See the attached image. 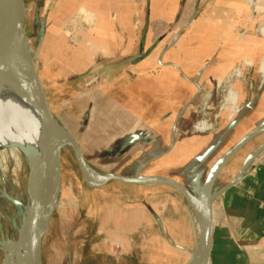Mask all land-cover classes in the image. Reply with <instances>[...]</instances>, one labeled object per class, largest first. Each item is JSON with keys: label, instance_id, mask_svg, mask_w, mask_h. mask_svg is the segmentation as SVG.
Listing matches in <instances>:
<instances>
[{"label": "crops", "instance_id": "1", "mask_svg": "<svg viewBox=\"0 0 264 264\" xmlns=\"http://www.w3.org/2000/svg\"><path fill=\"white\" fill-rule=\"evenodd\" d=\"M257 2L150 0L148 13L147 0H79L63 26H59L63 20L47 21L41 29V47L56 54L61 76L51 85L40 77L46 90H54L60 107L69 108L68 124L56 114L47 93L54 115L77 141L90 167L102 174L133 177L139 172L146 177H166L199 193L216 163L248 133L264 124V107H258L264 103V91L249 99L246 83L241 82L237 87L240 94L234 91L238 94L237 106L242 104V108L220 133L187 135L194 121L190 106L198 95V86L213 89L217 79L230 75L240 61L244 62L242 72L247 75L244 79L253 75L254 84L258 83L256 78L264 61L257 69L256 58L262 54L254 56L259 40L251 32L253 18L249 20ZM147 17L149 27L141 52ZM243 28L240 34L238 30ZM255 112L256 122L245 126ZM242 126L247 130L240 134ZM237 134L241 137L228 147L227 136ZM259 137H263L262 142L245 155L237 173L224 180V171L243 148ZM263 144L264 133L242 146L222 167L213 189L218 186V191L229 185L249 155ZM194 146L199 149L186 163L154 170L178 148L188 157ZM84 181L87 182L85 178ZM111 183L157 196L152 202L139 197L141 203L133 209V218L137 215L135 210L144 209L149 225H142L141 221L137 227L117 222L121 209L109 210V224L135 236L139 245L147 242L148 233L158 234L162 241L158 243L180 256L186 254L184 264H190V249L198 229L184 196L165 185ZM109 184L88 186L95 190ZM213 215L215 234L209 264H264V149L240 181L217 199ZM125 246L132 250L131 254H138L137 249H132L136 243L131 245L128 241ZM150 248L160 260L162 252L156 245L154 250Z\"/></svg>", "mask_w": 264, "mask_h": 264}, {"label": "rangeland", "instance_id": "2", "mask_svg": "<svg viewBox=\"0 0 264 264\" xmlns=\"http://www.w3.org/2000/svg\"><path fill=\"white\" fill-rule=\"evenodd\" d=\"M24 3L26 8L24 29L29 39L31 52L34 56L39 75L46 85H51L55 79L60 78L61 69L56 64V61L59 59L56 57V54H54L53 50L51 49L48 51L46 48L41 47V29L47 24V21L59 22L63 20L62 24L59 25L60 27L63 26L64 23H67L72 13L75 12L74 7H77L76 4L79 3V0H24ZM252 9L254 10L250 13L249 17V20L253 18L254 21L251 32H253L259 40V44L255 47L256 52H254V56L257 57V55L259 56L262 54L260 57L256 58V66L258 69L261 60L264 61V34L261 33V30L264 28V0H258L257 3H254ZM244 30L245 28L238 30V32L241 34ZM66 56L67 53L63 54V58ZM242 62L243 61H240L232 68L230 75L228 73L224 77H219L213 89L206 85H202L201 92L198 93L196 99L190 106L191 113L194 115V121L187 130V135L189 137L218 134L221 132L222 128L227 125L228 121H232L233 119H230L229 112L223 109L220 112L219 120L212 123V130L202 133L196 132L195 126L203 119V115L199 113L198 105L205 96L211 95V110L209 114L213 116L219 111L223 97L228 93L230 86L240 94V91H237V87L241 82L244 84L246 83L247 97L249 99L255 95L259 96L260 93L264 91V77L262 74H259L256 78L258 82L256 84L257 86L254 84L253 75L249 80H245L244 78L247 75L242 72L244 67V62ZM263 68L264 64L261 66V69ZM236 69L239 74L234 76L233 71ZM46 92L51 96V102L56 114L60 118H65L66 123H68L69 108L60 107L58 103L59 100L55 99L53 96L54 90L52 88H47ZM235 96L234 106H236V108L238 107L240 111L242 104L237 106L238 94L236 93ZM258 107H264V103H262V105L259 104ZM257 115L256 112L250 115L249 121L245 126L249 127L250 124L255 123V119L258 117ZM245 126L241 127L240 134L247 130ZM239 135L227 136L229 143L228 147L241 137ZM262 139L263 137L256 138L250 145L243 148L234 162L224 171V180L232 178L237 173L245 155L260 144ZM54 147H56L55 143ZM194 147L196 148L197 146ZM194 147L190 148L188 157L186 153L181 152L178 148V150H175L170 157L168 156L169 158L167 157V159L161 162L154 170L161 171L164 166L174 167L181 163H186L187 159L199 149V147L196 149ZM220 153L222 154L223 150H221ZM60 164L62 195L60 203L54 210L42 238L40 248L41 264H184L186 262V254L180 256L178 252L167 250L164 248V245L158 243L162 242L158 234L148 233V235H146L147 242L139 245L135 236L117 231L116 226L114 227L109 224V214L111 215L112 213L109 210L115 211L121 209L123 211L117 222L127 223L129 226L135 225L137 227L138 223L141 221L140 224L149 225L144 209L142 211L135 210V214H137L135 218H133V209L136 204L138 206V204L141 203L139 202L141 197H145V201L152 202L157 195H148L132 186L116 183H110L103 189H91L88 183L84 181L85 177L70 148H64L62 150ZM28 175V166L21 153L18 151H4L0 148V264H6L8 255L7 248L18 243L24 209L26 203L29 201L27 190ZM217 187L218 186H214L213 192H215ZM55 199L56 193L53 203ZM139 212L141 214H138ZM191 214L192 221L194 222L193 213L191 212ZM199 237L198 231L196 232L195 230V243L192 249H190L191 258L197 248ZM151 238L153 241H151ZM128 241L131 242V245L136 243L137 247H132V249H137V255L131 254L132 250L129 248L128 250L127 246H125ZM116 242L121 245L119 253L114 249V244H116ZM154 245L162 252V260H158V257L151 252L152 249L150 247H153L154 250ZM155 260L158 261L155 262Z\"/></svg>", "mask_w": 264, "mask_h": 264}, {"label": "bare ground", "instance_id": "3", "mask_svg": "<svg viewBox=\"0 0 264 264\" xmlns=\"http://www.w3.org/2000/svg\"><path fill=\"white\" fill-rule=\"evenodd\" d=\"M20 12V0H15L12 30L16 34L20 31ZM261 33L264 34V28ZM3 47L0 56V148L21 153L28 166L30 183L34 179L36 207L26 233L25 264H41L40 234L50 211L59 205L62 195V186L59 187L60 181L57 176L58 167L54 158L55 141L53 143V138L44 125L38 94L26 67L25 45L9 40ZM260 72L264 77V68ZM235 95L236 92L231 89L228 100L233 105ZM237 109L235 106L233 111L236 112ZM55 192L56 199L53 203ZM210 195V192H206L203 198H199V204L191 205L198 234L200 235V226L204 229V243L208 233L207 212L211 210L213 214L215 202H210ZM28 208L29 201L26 203L22 222L26 218ZM203 240L198 244L190 264H199L203 261ZM25 248L24 242L8 247V264H24Z\"/></svg>", "mask_w": 264, "mask_h": 264}, {"label": "water", "instance_id": "4", "mask_svg": "<svg viewBox=\"0 0 264 264\" xmlns=\"http://www.w3.org/2000/svg\"><path fill=\"white\" fill-rule=\"evenodd\" d=\"M21 3V12H20V31L18 34L14 33L12 30L13 25V15H14V5L15 0H0V56L3 52V46L6 41L13 40L17 42H21L25 45V62L26 67L29 71L30 77L32 79V82L36 88L38 99L40 102V108L43 114V120L44 125L49 132V134L52 136V138L55 141L56 144V153H55V160L57 163V176L60 181L59 187H61V153L64 148H70L72 149V152L76 158V161L86 179V181L93 187H102L104 185H107L111 182H119V183H125V184H132V185H139L143 187H152V186H169L181 193L184 198L187 200L188 204H199V198H203L206 194V192H210V202L216 201L221 197V195L231 188L232 186L236 185L240 179L243 177L246 169L248 166L252 163L254 158L264 149V144L261 145L259 148H257L255 151H253L249 157L245 160L238 176L227 186L221 188L218 191L213 192V184L214 180L216 179L218 173L222 169V167L226 164V162L235 154L238 152V150L244 146L248 141L253 139L254 137L264 133V124L258 126L253 131L248 133L239 143L233 147L228 153H226L212 168L210 171L209 176L207 177L204 186L201 188L199 193L195 194L192 193L188 188L184 187L182 184L171 180L166 177L161 176H142L139 172L135 174L133 177H125V176H119L114 174H102L90 167V165L85 160L83 153L80 149L79 144L77 141L69 134V132L60 124L56 116L54 115L50 102L48 99V95L46 92V89L43 85V82L41 80V77L38 73L36 63L34 56L31 52V47L29 44L28 36L26 35L25 29H24V22H25V15H26V8L24 0H20ZM149 6H150V0H147V9L149 13ZM149 27V21L147 17L146 24L144 26L142 35H141V41H140V48L141 52L143 51L146 35L148 32ZM28 195H29V208L26 215L25 220H23L20 231H19V238L18 243L24 242L25 244V254H24V264L26 263V256H27V242H26V233L28 231L29 223L32 220V213L34 208L36 207V195H35V186H34V179L33 181L28 180ZM58 207V206H57ZM53 208L48 217L47 221L45 223L44 229L40 234L39 238V254H40V248L42 243L43 235L48 227L49 221L54 213V210L57 208ZM208 215V233H207V239L204 243V229L200 226V237L198 240V244L201 243L203 240L204 243V257L203 261L199 264H209L210 261V255L212 251L213 246V240H214V234H215V219L214 215L212 214L211 210L207 212ZM197 244V247H198ZM197 249V248H196ZM6 264H8V256L6 260Z\"/></svg>", "mask_w": 264, "mask_h": 264}, {"label": "built area", "instance_id": "5", "mask_svg": "<svg viewBox=\"0 0 264 264\" xmlns=\"http://www.w3.org/2000/svg\"><path fill=\"white\" fill-rule=\"evenodd\" d=\"M237 72H238L237 69L233 71L234 76L239 74ZM231 89L234 90L232 86L229 87L228 93L225 95V97H223L219 111L216 112L213 116H210V114H209V112L211 110V106H210L211 95L205 96L204 98L201 99V101L199 102V105H198V110H199V113L201 115H203V119H201L200 123H197V125L195 126L196 132L202 133V132H208V131L212 130V127H213L212 123L219 120L220 112L223 109L227 110L229 112V118L230 119L235 117V115L239 111V108L237 107L238 109L236 110V112L233 111V108L235 106L231 102H229V100H228L229 92ZM201 90H202L201 87L198 86V93H200ZM114 249L117 253H119L121 250V245L119 243L114 244Z\"/></svg>", "mask_w": 264, "mask_h": 264}, {"label": "trees", "instance_id": "6", "mask_svg": "<svg viewBox=\"0 0 264 264\" xmlns=\"http://www.w3.org/2000/svg\"><path fill=\"white\" fill-rule=\"evenodd\" d=\"M127 259H130V258H127Z\"/></svg>", "mask_w": 264, "mask_h": 264}]
</instances>
